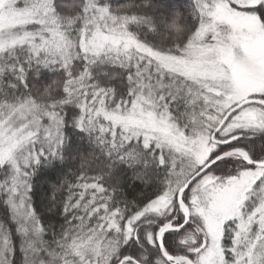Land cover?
<instances>
[{
  "label": "snow or ice",
  "instance_id": "snow-or-ice-1",
  "mask_svg": "<svg viewBox=\"0 0 264 264\" xmlns=\"http://www.w3.org/2000/svg\"><path fill=\"white\" fill-rule=\"evenodd\" d=\"M0 264H264V0H0Z\"/></svg>",
  "mask_w": 264,
  "mask_h": 264
}]
</instances>
